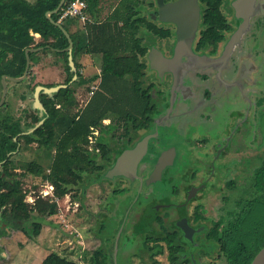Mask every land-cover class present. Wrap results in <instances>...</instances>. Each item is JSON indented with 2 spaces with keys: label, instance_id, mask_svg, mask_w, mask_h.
I'll return each instance as SVG.
<instances>
[{
  "label": "flooded vegetation",
  "instance_id": "1",
  "mask_svg": "<svg viewBox=\"0 0 264 264\" xmlns=\"http://www.w3.org/2000/svg\"><path fill=\"white\" fill-rule=\"evenodd\" d=\"M177 1L136 0L135 21L140 47L146 46L145 55L139 58L147 65L144 81L146 87H151L149 91L157 103L153 126L133 135H125L121 128L117 130L120 132L100 135L108 145L106 157L110 158L108 162L103 161L105 174L121 154L147 140V150L136 166L135 175L132 173L133 165L126 162L124 175L106 178L104 174V179L95 183L98 187L106 183L110 188L106 205L108 214L98 213L90 220L102 221L100 237H105L104 246L98 248L112 257L113 264H132V256L140 264H160L163 257L168 264H173L170 256L175 258V264H202L206 258L220 259L224 254L222 231L230 223L228 221L246 218L253 206L264 204V0L255 1V6L260 8H255L239 45L225 62L218 61L215 65L211 61L222 57L225 45L242 21L233 7L240 0H221L219 11L225 20L222 29L217 23L210 22V17H205V10L210 8L207 0H186L183 6L170 11L167 7ZM160 12L165 20H161ZM145 26L148 28L143 33ZM209 28L216 29L219 39L215 37L212 44L204 41L200 44L203 32ZM179 32L184 45L180 55L175 57ZM56 57L62 65V59ZM202 59L211 60L210 64H203ZM38 60L39 57L36 62H30L28 73L20 82L5 79L6 95L0 110L4 106L9 107L7 83L10 84V92L12 85H25L21 101H25V97L27 99L29 95L26 94L32 93L33 97V110L24 103L19 117L14 116L9 107L7 114L0 118V132L6 118H9L8 125L16 124L19 129L12 139L16 149L6 155L7 171L17 175L21 174L22 165L28 162L15 163L13 158L32 147L38 150L37 142H25L22 136L32 135L44 122L45 108L40 101L42 92L38 97L43 106V111H40L35 107L34 91L37 86H54L34 83L32 68ZM151 62L156 70L150 69ZM233 90L245 100L244 105L241 110L233 108L228 112L230 121L225 125V135L219 142L217 132L211 133L209 127L215 119L213 117L217 116L216 109ZM0 92L2 95L1 78ZM248 97L254 104L251 111ZM185 116L191 119L183 120ZM36 118L43 121L42 124L38 125L40 121H35ZM192 125L197 130L187 136L185 126ZM176 138L185 147L174 143ZM162 154L168 155L169 161L161 170L160 177L150 180ZM229 159H234V162L218 168V163L225 160L229 163ZM6 166L0 162V173ZM224 178L227 180L222 186L220 183ZM248 186L246 192L239 191ZM140 188L146 191L141 194ZM253 194L255 196L250 197ZM217 196L220 204L211 206V199L217 200ZM243 206L245 208H241ZM232 211L238 212L236 217ZM0 215L7 218L2 212ZM135 228L144 231L136 235ZM21 233L29 238L33 235ZM6 234L4 231L3 236ZM163 238L168 239L171 248ZM145 241L149 252L142 247ZM137 243L141 245L138 248L135 247ZM160 245L164 246L162 253L158 252Z\"/></svg>",
  "mask_w": 264,
  "mask_h": 264
},
{
  "label": "trees",
  "instance_id": "2",
  "mask_svg": "<svg viewBox=\"0 0 264 264\" xmlns=\"http://www.w3.org/2000/svg\"><path fill=\"white\" fill-rule=\"evenodd\" d=\"M72 1L74 0H66L65 4ZM82 1L87 5L86 12L91 22H87L83 29L69 33L73 42V61L78 54L99 56L101 74L98 90L83 111L76 114L73 113L76 106L74 90L68 86L74 76L65 51L68 42L60 28L54 24L59 21L61 9L51 14L50 18L46 17L47 12L57 8L60 0H35L33 3L26 0H0V78L3 75L13 78L23 76L26 66L25 50L28 48H42V51H50L60 57L66 73L63 83L65 88L51 96L40 94V101L45 108L43 124L32 135L22 136L25 142H37V149H42L49 161L47 174L38 159L22 165L23 173L20 175L7 171L6 155L16 149V143L12 139L17 136L19 129L16 124L8 125L9 118H6L0 132V162L6 166L3 173H0V212L7 217L5 220L11 228L25 234L37 236L41 220L55 215L57 205L40 197L32 205L26 203L21 188L22 178L27 174L42 177L54 187L57 197L75 191L72 198L80 202L89 185L104 179L106 166L103 161L110 160L106 157L108 145L101 140L100 135L106 130L111 133L120 132L117 131L119 128L123 129L125 135H133L153 126L157 103L149 91L151 87L145 86L147 65L139 58L145 55L146 46L140 47L139 30L135 21L136 0H120L112 15L103 22L99 20L100 0ZM207 1L210 8L205 10V17H210V22L217 23L222 29L225 20L219 11L221 0ZM70 22V19L61 22L67 32ZM215 30L209 28L203 32L200 44L201 41L212 44L218 36ZM34 35L40 37V42L35 41ZM39 53H29L31 63L37 61ZM76 73L78 79L74 84L86 86V90L96 79H83L78 71ZM104 120L112 121L103 124ZM93 129L98 131V136H94V148L90 150L88 144ZM241 222L242 218H237L222 231L221 247L226 264H250L264 246V242L256 248L247 243L249 239L255 238L256 230L243 237L236 235V228ZM143 231L135 228L136 235ZM163 240L171 248L168 239ZM142 247L149 252L146 241ZM158 248V252L162 253L164 246L160 245ZM169 258L175 264V258ZM41 264L76 263L64 256L50 253ZM87 264H113V261L111 256L97 248L91 253Z\"/></svg>",
  "mask_w": 264,
  "mask_h": 264
},
{
  "label": "rangeland",
  "instance_id": "3",
  "mask_svg": "<svg viewBox=\"0 0 264 264\" xmlns=\"http://www.w3.org/2000/svg\"><path fill=\"white\" fill-rule=\"evenodd\" d=\"M29 1L30 3H32L31 1H35V0H29ZM117 2L118 0H100V7H101L100 20H104V18L108 16L107 14L110 11L111 7H113ZM66 20L67 19L61 20L59 18L58 22L61 23L62 21H66ZM70 20L78 21V23L80 24H77V29L80 28L83 29L84 23H82L78 19L70 18ZM86 22H88V20ZM145 32L146 30L143 29V33ZM35 41L38 43L40 42V39L39 40L35 39ZM50 57L52 58L51 61L55 58L53 57V55ZM78 61L80 62L79 65H80V73H81V71H83L82 70L83 68L81 67L82 64L90 65V66L95 64L99 65L101 59L99 56L96 55L94 56L82 55L78 58ZM74 65L76 64L74 63ZM63 69H64V63L62 61V65L59 67V71L56 76H52V74L50 75H46V74L43 75L40 73L35 74V70L32 69V71L35 80L38 79L39 81L38 83H43L45 85H55L65 81L66 74ZM145 72L147 74V71ZM81 75L84 76L85 78L91 76L86 73L83 74L81 73ZM77 79L78 77H76V79L73 80V82L69 86L73 90H75L76 93L75 98L77 102V106H76L77 109L75 113L78 114L90 101L92 94H89V92L86 93L84 91L83 88H85L86 86L84 87L81 86L83 88L77 90L78 86L74 84V82ZM98 81L99 80H97L96 83ZM12 88H13L12 92H10V84L7 83L8 96L11 93V95L7 98V103L8 106L10 107V112H12L14 116L19 117L22 113L23 108L21 107V105H18L19 103L17 100L18 97L21 95V93L25 92L24 91L25 85L16 84V85H12ZM28 95H29V99L27 103L28 104L27 108L29 110H33L32 93L31 94L29 93ZM0 97H1V92H0ZM248 99L250 100V111H251L252 109H254V104L250 97H248ZM244 101L245 100L240 99V97L236 95L235 90H233L228 97L222 100L221 102L222 105L220 106L219 109H216L217 116L213 117L215 119L211 121L209 127L211 133L217 132L216 133L217 141L220 142L221 141L220 139L223 137V135H225L224 127L225 125L227 126V124H229L230 121V119L228 118V112L233 108H238L239 110H241L242 106L244 105ZM9 107L0 110V118L7 114V110L9 109ZM206 111L209 112V108H207ZM184 119L187 120L191 118L185 116L183 120ZM111 121L112 120H106L104 124H109ZM196 130L194 125L185 126V134L187 136L189 135L190 132ZM94 133L96 132L92 131L93 136L89 137L88 149L90 150L94 148V142H93V137L95 135ZM110 133L111 131L109 132V130L103 132V134L105 135H108ZM197 134H199V132H197ZM178 140L180 141L181 139ZM174 143L183 146V144L177 141V138H176V142ZM179 150L180 148L178 149L176 162L180 155ZM254 151H256V149ZM35 159H38L39 163L42 165L45 173L47 174L49 172L47 171L49 161L47 158H45V155L42 150L35 151V149L32 147V149L23 151L21 154L16 155L13 158L14 162L19 164L23 162H29ZM234 159H232L231 161L229 159V163L227 162L228 160H225V162L221 161L220 163L217 164V166L218 168H220L221 165L223 166V164L225 163L230 165V162H234ZM21 173H23V170H21ZM226 180H227L226 178L222 179L220 184L223 186ZM99 187L96 185H91L87 187L84 195L81 197L83 199L80 202H78L72 198V196L75 195L74 193L75 191L59 198L56 196L54 187L48 181L44 180L42 177L31 176L27 174L24 178H22L21 188L23 193L25 194V200L29 202V205H32L33 201L35 202L39 197L42 198L43 196H46L43 197L44 200H47L48 202H55L57 205V211L56 214L51 217H44L43 222H41L42 226L39 235L38 236L32 235L31 238L27 237L21 232H16L12 230V228H10V226L5 222V219L0 215V264H41L43 259L50 253H56L60 256H64L68 259L73 260L76 264H87L88 258L90 257L91 253L96 248H98V246H104L103 239L105 237L104 238L100 237L101 236L100 231L102 230L100 224L102 223V221L95 222L94 220H90L92 216L93 218H96V216H98L97 215L98 213L105 212L106 214H108L106 205H107V198L109 196L107 195V193L109 192L110 188L107 186L106 183H103ZM248 188L249 186L239 191L246 192ZM145 191L146 189L144 188L139 189V193L141 194L144 193ZM132 193H134V191ZM225 193L226 190L222 191V197L225 195ZM254 196L255 194H253V196L250 197H254ZM132 198H134V196ZM132 198L128 199V201H130ZM259 199H261V197ZM127 202L125 203L127 204ZM210 204L211 206L212 204H217L218 206L220 204L219 196H217V200L211 199ZM241 208H245V206ZM236 213L238 212L232 211V214H234L235 217H236ZM249 214L250 215H248L246 218H242L241 224L236 228L237 230L236 235L238 236L239 234L240 236L243 237L246 236L248 233H253L252 232L253 230H256V233L254 234L255 238L252 240L247 239L248 240L247 243L251 247L256 248L259 247L264 242V204L262 206H256V205L253 206ZM228 222L231 221L229 220ZM4 231L8 233L6 234V236H3ZM140 246L141 245L139 243L135 244V247L137 248ZM133 250L135 251L136 249L134 248ZM220 257H221L220 259H216V260H214L213 258H206L202 261V264H226V259L224 254H221ZM131 263L140 264L139 260L135 256H132ZM160 264H168V261L165 260V258L163 257L162 260L160 261Z\"/></svg>",
  "mask_w": 264,
  "mask_h": 264
},
{
  "label": "water",
  "instance_id": "4",
  "mask_svg": "<svg viewBox=\"0 0 264 264\" xmlns=\"http://www.w3.org/2000/svg\"><path fill=\"white\" fill-rule=\"evenodd\" d=\"M255 1L256 0H240L238 3H234L233 7L236 10V16L240 17L242 19L241 23L239 24V26L237 27L236 31L232 34L231 38L229 39V41L227 42V44L225 45V51L223 52L222 57L219 60H210L211 64L215 65L217 64L218 61H222L225 62L230 53L233 51V49L239 45L243 35L245 34L246 30L248 29V25H249V20L251 18V16L253 15V13L255 12V8H260V6H255ZM66 3V0H60L57 8L54 11L51 12H47L46 13V17L50 18V15L53 13H57L60 9H62V7L64 6V4ZM186 3V0H178L177 3L172 4L170 6H168L167 8L170 9V11L176 10L178 8H180L181 6H183ZM196 6V5H195ZM161 14V20H165L164 17L162 16V12H160ZM56 26H58L60 28V30L62 31V33L64 34V36L67 39L68 42V46L65 49V51L68 53V65L71 69V71L74 73V76L72 78V81L76 79L77 75H76V68L74 65V61L72 59V51H73V42L70 38L69 33L62 27L60 22H56L54 23ZM179 34V38L177 40V45H176V50H175V57L180 55V49L182 48V46L184 45V40L181 36V32L178 33ZM42 48H37V49H32V48H28L25 50V54H26V66H25V71H24V75L20 78H13V77H9L6 75H3L1 77L2 80V95H1V100H0V107L2 106L4 99H5V95H6V82L5 79H8L10 81L13 82H20L21 80H23L27 73H28V69H29V65H30V60H29V53L30 52H38L41 51ZM202 63L205 65L210 64V61L208 59H202ZM178 65V63H177ZM150 69L152 70H156V66L154 63H150ZM66 85H56L50 88L44 87V86H37L35 91H34V101H35V107H37L40 111H43V106L41 105V103L39 102V94L45 93L48 95H51L53 93H56L58 90H60L61 88H65ZM43 121H40L38 125L42 124ZM32 131V130H31ZM146 139H144L141 143H139L135 148H133L130 151H125L123 154H121V156L116 160L114 166L105 174L106 178H112L118 175H124L123 171V165L126 162H130L133 165V169H132V173L133 175H135L136 172V166L139 163V161L142 158V155L146 152L147 150V145H146ZM167 156V157H166ZM169 161V156L162 154L160 158H158L157 162H156V166L154 168L153 173L150 175V180H153L155 178V176L160 177L161 174V170L165 167V165L167 164V162ZM98 182V181H97ZM94 182L93 184L95 185ZM91 184V185H93ZM89 185V186H91ZM88 186V187H89ZM250 264H264V246L256 253V255L254 256V258L252 259Z\"/></svg>",
  "mask_w": 264,
  "mask_h": 264
},
{
  "label": "crops",
  "instance_id": "5",
  "mask_svg": "<svg viewBox=\"0 0 264 264\" xmlns=\"http://www.w3.org/2000/svg\"><path fill=\"white\" fill-rule=\"evenodd\" d=\"M26 1H28L29 3H30V1L29 0H26ZM119 1L120 0H118V2L113 6V7H111V9H110V11L108 12V16H106L105 18H104V20H100V18H99V20L101 21V22H103V21H105L110 15H112V13L114 12V10H115V8L117 7V5H118V3H119ZM32 3L34 2V1H31ZM99 8H100V10H101V7H100V5H99ZM100 14H101V12H100ZM87 16H88V22H91V19L89 18V15L87 14ZM87 23V22H86ZM86 23H84L83 24V28H84V26L86 25ZM77 24H80V23H78V21H76V20H72L71 21V23H70V25H69V33L71 34H73V33H75L77 30H80V29H77ZM34 37H35V39L36 40H39L40 39V37L38 36V35H34ZM40 53H39V60H38V62H37V64L36 65H34L33 66V70H35V74H37V73H40V74H46V75H50V74H52V76H56L57 74H58V71H59V67L61 66V63H60V61L56 58V55L55 54H53V53H51L50 51H39ZM53 55V57H55L52 61H51V57L50 56H52ZM82 55H86V56H94L93 54H78V55H76V58H75V60H74V63L76 64L75 65V68H76V71H79V74L81 75V73L83 74V73H86V74H88V75H91V76H89V77H84V76H82V78L83 79H90V78H96L89 86H88V89L86 90V87L85 88H83V87H81V86H79L78 85V87H77V90H79L80 88H83L84 89V91L86 92V93H88L89 92V94L91 93V88L92 87H96V90H94L93 91V93H92V96L94 95V93L98 90V88H99V83H100V74H101V62L99 63V65H97V64H95V65H85V64H82V70L83 71H81V73H80V65H79V61H78V58L80 57V56H82ZM72 59H73V56H72ZM77 67H78V69H77ZM89 73H92V74H89ZM97 80H99L97 83H96V81ZM39 81H38V79H36L35 81H34V83H38ZM64 83V81L62 82V83H60V84H55L54 86H56V85H65V84H63ZM16 84V83H15ZM24 84H25V82H24ZM43 84V83H42ZM73 90V89H72ZM26 92H28V90H26ZM75 90H74V92H73V96H74V98H75ZM11 95V94H10ZM26 96H28V94H26ZM92 96H91V98H92ZM21 97H24V95H22ZM28 99H29V96L27 97V99H26V97H25V101H21V99H20V96L18 97V105H21V106H23L24 105V103L26 104V103H28ZM75 101H76V98H75ZM88 104V103H87ZM86 104V105H87ZM76 106H77V102H76ZM74 107V109H73V113H75V111H76V109H77V107ZM7 107V106H6ZM86 107V106H85ZM84 107V108H85ZM5 108V106L3 107V109ZM83 108V109H84ZM83 111V110H82ZM81 113V112H80ZM77 114V113H76ZM105 121L106 120H104L103 121V124L105 123ZM93 130H95V129H93ZM92 130V131H93ZM95 132L97 133L96 135H94V136H98V131H96L95 130ZM91 135H92V133H91ZM94 138V137H93ZM47 171H49V169L47 170ZM32 176V175H31Z\"/></svg>",
  "mask_w": 264,
  "mask_h": 264
},
{
  "label": "built area",
  "instance_id": "6",
  "mask_svg": "<svg viewBox=\"0 0 264 264\" xmlns=\"http://www.w3.org/2000/svg\"><path fill=\"white\" fill-rule=\"evenodd\" d=\"M87 5L84 1L82 0H74L70 2L69 4H65V7L61 9V16L60 19H78L82 23H85L88 20L87 16ZM96 90V87L91 88V93ZM95 131V130H93ZM96 135V133H94ZM93 136V134L91 135ZM46 197V196H43ZM42 197V199H44Z\"/></svg>",
  "mask_w": 264,
  "mask_h": 264
}]
</instances>
